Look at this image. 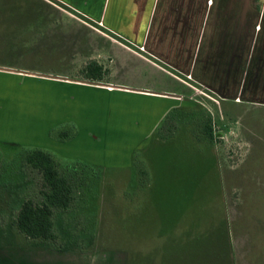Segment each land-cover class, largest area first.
<instances>
[{"label":"rangeland","instance_id":"1","mask_svg":"<svg viewBox=\"0 0 264 264\" xmlns=\"http://www.w3.org/2000/svg\"><path fill=\"white\" fill-rule=\"evenodd\" d=\"M60 9L66 10L53 0H0V70L57 72L77 79L86 62L100 58L109 43L103 32L65 13L61 17ZM76 25L79 31L74 30ZM2 84L0 79V92ZM7 84L16 90V101L22 100L17 91L22 82L15 79ZM26 88L24 101L36 128L38 118L42 123L50 119L43 113L57 105V90L33 81ZM189 89L173 115L172 136L142 156L154 184L136 189L138 183L135 187L128 168L104 170L96 213L84 217L83 203L77 199L79 204L75 202L67 216L72 221L61 226L64 237L57 245L63 250H127L128 264H264V107L226 102L197 87ZM4 100L0 94V105ZM190 109L205 114L212 133L209 147L192 134L201 118L186 124L192 117ZM59 124L73 125L78 132L75 121ZM95 125L102 127L99 121ZM107 129V138L103 140L97 132L95 141L118 143L119 130ZM45 149L58 155L54 147ZM13 152L0 147L10 167L0 171V182L34 179L25 166L15 174L20 160ZM23 186L27 189L30 184L26 181ZM2 188L0 192L7 194V187ZM12 203L0 202V243L4 244L13 242L7 233L22 239L11 225Z\"/></svg>","mask_w":264,"mask_h":264},{"label":"crops","instance_id":"2","mask_svg":"<svg viewBox=\"0 0 264 264\" xmlns=\"http://www.w3.org/2000/svg\"><path fill=\"white\" fill-rule=\"evenodd\" d=\"M53 1L66 8L58 11L61 17L65 13L103 32L108 47L93 60L103 64L108 75L104 81L89 82L57 72L0 70V94L6 99L0 105V147H54L60 155L97 165L102 173L130 169L133 151L149 143L162 117L181 106L191 87L222 101L264 107V0ZM74 28L79 31L78 25ZM15 79L22 82L19 102L7 84ZM32 81L56 88L58 100L50 113H43L49 115L48 122L38 118L36 128L24 101L25 85L29 89ZM64 121L78 124L77 136L65 142L50 139L49 129ZM107 128L119 130L118 143L95 141L97 132L107 138ZM111 146L117 150H109ZM19 236L22 239L7 233L13 242L0 243V264L129 261L127 250H60Z\"/></svg>","mask_w":264,"mask_h":264},{"label":"trees","instance_id":"3","mask_svg":"<svg viewBox=\"0 0 264 264\" xmlns=\"http://www.w3.org/2000/svg\"><path fill=\"white\" fill-rule=\"evenodd\" d=\"M107 75L108 69L96 60L86 62L78 71V79L89 82L104 81ZM176 110H178L177 107H174L167 112L160 126L156 128V135L153 134L146 146L133 151L129 170L135 177V187H137L136 182L138 183L136 189L154 184V175L150 174L142 156L146 155L156 143L163 144L162 139L172 136L176 128V118L173 116ZM191 110L192 117L186 121V124L191 125L190 122L194 123L196 118H201V127L199 124L196 125L198 127H194L196 129L192 127V134L196 140L209 147L212 133L206 116L196 109ZM64 125L52 126L48 131V136L62 142L74 139L78 133L76 127ZM11 155L17 156L20 160L14 170L16 175L23 166L27 167L29 176L34 175V179L26 180L30 184L27 187L28 190L23 188L26 182L23 176L21 180H15V185L0 182V189L7 187V194L0 192V202L3 205L13 202L11 207L15 208L12 212V227L25 238L46 242L63 250L61 245H57L61 237H64L61 231L64 228L61 229V226L64 227L67 221H72L71 217L67 218V216L72 214L71 208L76 200L83 203L81 213L84 217L96 213L93 209H97L99 203L102 169L78 158H62L61 155L40 147H21ZM62 159L65 160L62 161ZM4 163L5 160L0 155V171L3 172L10 168ZM210 163L214 167L212 157ZM20 186H23L21 191H19ZM5 194L10 196V200L4 199ZM77 204L79 203L76 202Z\"/></svg>","mask_w":264,"mask_h":264}]
</instances>
